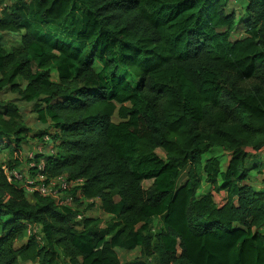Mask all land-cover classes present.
<instances>
[{
  "label": "trees",
  "instance_id": "trees-1",
  "mask_svg": "<svg viewBox=\"0 0 264 264\" xmlns=\"http://www.w3.org/2000/svg\"><path fill=\"white\" fill-rule=\"evenodd\" d=\"M29 1L44 27L87 15L77 45L55 46L74 72L53 81L27 0H0V94L52 127L32 134L0 100V264H122L117 244L141 248L127 264H264V0L243 38L231 0ZM30 142L53 146L31 160L48 179L84 180L74 207L8 181ZM98 204L108 221L87 216Z\"/></svg>",
  "mask_w": 264,
  "mask_h": 264
},
{
  "label": "rangeland",
  "instance_id": "rangeland-1",
  "mask_svg": "<svg viewBox=\"0 0 264 264\" xmlns=\"http://www.w3.org/2000/svg\"><path fill=\"white\" fill-rule=\"evenodd\" d=\"M17 1V0H16ZM23 2L22 4L25 5V9L23 8L24 19L25 23L28 24L29 28L33 32V34L39 38L41 43L44 45L47 51L53 52L57 55V60L52 64V75L51 78L53 81H58L61 75H67L74 72L73 64L67 60H65L58 51L55 49L57 43H72L77 45L76 37L79 31H81L86 22V12L81 9L79 4H77L71 15L64 21L58 23H50L48 27H44L38 21L34 19V14L36 12L35 7L30 1ZM248 5V0H231L230 2V9L235 11L237 15V26L235 27V35L239 38H243L245 36L244 32V22L247 19L246 15V7ZM11 46V45H10ZM99 67V65H97ZM12 95L7 93L0 94L1 101H14L12 99ZM17 105H19L20 109L22 110V114L24 118H26V122L28 127H35V119L32 118L31 107H29L25 102L21 101H14ZM49 147L42 146L40 143H29L24 145V149L22 152H19L18 157L21 163V169L23 171H27L30 164L33 162L28 157V154L32 153V155L41 154V153H48ZM160 156H163L159 153ZM6 162L9 160L7 155L3 156ZM221 183V180H219ZM151 186L150 182L145 184V187L148 188ZM258 190L264 189V175L261 178V181L257 184ZM226 194H217L215 196L216 203L221 205L225 201ZM74 207V206H73ZM81 209H84L81 208ZM88 217H99L103 219V221H108V216L102 213L100 205L95 207L94 209L90 210L87 213ZM150 229L153 234L159 233L161 231H165V225L163 224L160 218L151 219L149 222ZM115 250L119 256V259L122 264H127L133 262L135 260H144V256L142 254V250L140 247L131 246V244H117Z\"/></svg>",
  "mask_w": 264,
  "mask_h": 264
},
{
  "label": "built area",
  "instance_id": "built-area-1",
  "mask_svg": "<svg viewBox=\"0 0 264 264\" xmlns=\"http://www.w3.org/2000/svg\"><path fill=\"white\" fill-rule=\"evenodd\" d=\"M49 140V135H46L43 138L44 143H48ZM52 147V145L49 147V150L51 149V154L53 153ZM28 157L32 160L34 159L35 155L30 153L28 154ZM30 165L31 167H29L27 171H23L21 167L10 169L8 166H4L3 170L10 183L20 184V186L24 188L29 194H38L41 197L50 198L58 206L68 208L74 206V197L70 192L77 187V197H80L82 193L81 187L84 184L83 179L71 180L66 175L48 179L42 174V171L44 170V162H41L38 166H36L34 162ZM34 169H36L34 171L35 173L32 171ZM78 220H81V217H78ZM28 234L35 235L39 242L43 241L41 229L36 224H30L28 226Z\"/></svg>",
  "mask_w": 264,
  "mask_h": 264
},
{
  "label": "crops",
  "instance_id": "crops-1",
  "mask_svg": "<svg viewBox=\"0 0 264 264\" xmlns=\"http://www.w3.org/2000/svg\"><path fill=\"white\" fill-rule=\"evenodd\" d=\"M29 107H31V112H32V118H34L36 121L35 123V127H29L32 130V134H39V133H46V132H51L52 131V127H51V122L49 119H44V121H41L38 119L37 113L34 111V107L32 104H27ZM22 111V110H21ZM26 119V118H25ZM27 120V119H26ZM27 123V122H26ZM224 193H221V195ZM224 203V202H223ZM222 203V204H223ZM221 204V205H222ZM99 205V204H98Z\"/></svg>",
  "mask_w": 264,
  "mask_h": 264
}]
</instances>
